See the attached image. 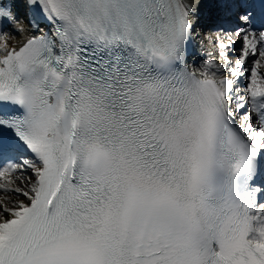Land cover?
<instances>
[{
  "label": "snow or ice",
  "instance_id": "snow-or-ice-1",
  "mask_svg": "<svg viewBox=\"0 0 264 264\" xmlns=\"http://www.w3.org/2000/svg\"><path fill=\"white\" fill-rule=\"evenodd\" d=\"M205 17L219 62L191 60ZM0 20V264H264V0Z\"/></svg>",
  "mask_w": 264,
  "mask_h": 264
},
{
  "label": "bare ground",
  "instance_id": "bare-ground-1",
  "mask_svg": "<svg viewBox=\"0 0 264 264\" xmlns=\"http://www.w3.org/2000/svg\"><path fill=\"white\" fill-rule=\"evenodd\" d=\"M23 7H19V12L20 9ZM21 23L24 25L25 29H27V24L24 20V17L21 15ZM204 27L200 29V37H201V46L199 47V52L200 55L198 58L200 59V62H202L205 59H214L219 62V56L217 52V47L214 43L216 39V32L217 29H215L210 23L203 25ZM6 31L11 32V28H4ZM26 34V33H25ZM25 34H21L19 36H14L12 39V43L16 44L20 40L24 38Z\"/></svg>",
  "mask_w": 264,
  "mask_h": 264
},
{
  "label": "rangeland",
  "instance_id": "rangeland-1",
  "mask_svg": "<svg viewBox=\"0 0 264 264\" xmlns=\"http://www.w3.org/2000/svg\"><path fill=\"white\" fill-rule=\"evenodd\" d=\"M22 15V14H21ZM21 17V16H20ZM202 28H203V26H202Z\"/></svg>",
  "mask_w": 264,
  "mask_h": 264
}]
</instances>
